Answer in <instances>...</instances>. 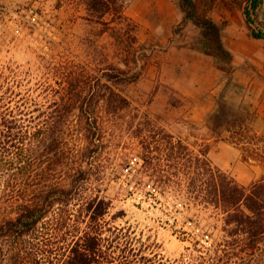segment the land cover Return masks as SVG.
<instances>
[{"label":"trees","instance_id":"trees-1","mask_svg":"<svg viewBox=\"0 0 264 264\" xmlns=\"http://www.w3.org/2000/svg\"><path fill=\"white\" fill-rule=\"evenodd\" d=\"M84 1L91 14L125 21L120 29L123 67L107 61L93 71L88 64L64 61L53 85L35 87L0 72V264H264V128H257L256 109L233 106L222 97L205 125L234 145L243 160L262 165L261 176L247 186L146 112L133 133L141 144L140 166L153 177L169 179L163 160L170 166L181 160L191 183L186 192L219 210L223 237L162 261L147 254L149 245L135 234H103L111 201L101 194V182L110 153L101 138L100 117L117 118L129 110L131 101L120 86L138 78L141 71L133 69L147 48L124 14L123 0ZM263 3L178 0L183 18L173 31L193 23L198 37L192 47L211 56L229 83L235 67L221 35L226 21L215 20L211 11L215 6L240 10L247 35L264 39V18H258Z\"/></svg>","mask_w":264,"mask_h":264},{"label":"rangeland","instance_id":"rangeland-1","mask_svg":"<svg viewBox=\"0 0 264 264\" xmlns=\"http://www.w3.org/2000/svg\"><path fill=\"white\" fill-rule=\"evenodd\" d=\"M144 2L123 0L124 14L136 24L137 39L147 48L143 51L146 57L139 53L133 69L141 71L138 78L120 86L131 101L130 108L117 118L107 114L100 117L101 138L110 153L101 182V194L111 201L103 234H135L149 245L144 249L147 254L153 252L162 261H173L186 248L218 242L225 234L222 216L215 206L186 192L191 183L183 174L180 159L173 166L163 160L169 179L153 177L149 169L140 166L141 144L133 133L139 118L148 113L158 125L181 138L195 153H203L244 186L259 178L263 167L243 160L234 145L211 134L205 122L213 111L205 114L189 104L198 95L193 88L183 95L180 88L188 81L200 80L187 70L173 69L159 55L165 43L180 31L174 32L173 26L171 34L159 38L145 30V22L135 14ZM174 2L178 5V0ZM220 9L223 8L215 6L211 15L219 22L225 20L226 25L229 19ZM236 10L230 12V17ZM258 18H264V4ZM121 26H126L125 21L111 19V14L100 17L89 13L84 0H0V72L23 78L26 87H35L38 82L53 85L61 70L59 63L64 61L88 64L93 71L107 61L123 67ZM148 38L150 42L141 41ZM242 59L236 56L230 82L225 92L217 95V103L222 97L233 106L256 109L257 128L263 129L264 114L257 110L259 101L255 95L254 99L249 97L244 84L251 79H262L264 83V63L260 67L257 60ZM73 146H80L79 136L74 137Z\"/></svg>","mask_w":264,"mask_h":264},{"label":"crops","instance_id":"crops-1","mask_svg":"<svg viewBox=\"0 0 264 264\" xmlns=\"http://www.w3.org/2000/svg\"><path fill=\"white\" fill-rule=\"evenodd\" d=\"M142 5L144 7L138 9V13L135 14L139 20L145 22V30L148 29L150 33H154L155 37L160 38L171 34L172 27L183 18V12L174 0H146ZM219 12L227 14L226 18L229 19L223 27L221 35L223 43L233 53V64L236 62V56H238L239 59L245 57L257 60L261 67L264 63V43L261 41L264 39H254L246 34L240 11L236 10L231 17L230 12L225 9H220ZM173 35L175 38L173 37L171 41L165 43V49L159 51V55L165 64L170 62L169 65L173 69L187 70L189 73L191 72L194 79L200 80V82L194 83L188 81L180 88V91L184 93L183 95L187 96L192 88L198 95V99L189 101L192 108L204 110V113L205 111H214L217 107V95L225 92L227 75L214 66L211 56L192 47L198 37V29L193 23L185 22L180 32ZM141 41L150 42L151 38ZM175 78L176 80L179 79L178 76ZM255 80L257 79L247 80L244 84L245 90L248 89L250 92L249 97L253 98L255 95L259 101L257 110L264 114V83L262 79ZM173 85L179 87L177 83Z\"/></svg>","mask_w":264,"mask_h":264},{"label":"built area","instance_id":"built-area-1","mask_svg":"<svg viewBox=\"0 0 264 264\" xmlns=\"http://www.w3.org/2000/svg\"><path fill=\"white\" fill-rule=\"evenodd\" d=\"M201 242H204V238L201 239Z\"/></svg>","mask_w":264,"mask_h":264}]
</instances>
